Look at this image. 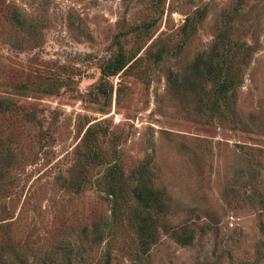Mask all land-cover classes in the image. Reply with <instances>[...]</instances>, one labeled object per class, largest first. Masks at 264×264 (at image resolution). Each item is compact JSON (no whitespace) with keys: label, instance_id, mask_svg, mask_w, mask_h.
Returning a JSON list of instances; mask_svg holds the SVG:
<instances>
[{"label":"rangeland","instance_id":"1","mask_svg":"<svg viewBox=\"0 0 264 264\" xmlns=\"http://www.w3.org/2000/svg\"><path fill=\"white\" fill-rule=\"evenodd\" d=\"M225 28L250 50L226 120L168 82ZM118 45L138 61L105 80L103 96L99 67ZM0 99L10 102L0 112V264L21 253L35 263L64 235L81 245L80 264H264V0H0ZM88 122L114 139L126 170L147 163L160 197L144 222L124 209L131 227L124 219L101 240L90 231L110 213L103 189L56 183L79 170ZM92 166L94 181L103 170Z\"/></svg>","mask_w":264,"mask_h":264},{"label":"trees","instance_id":"2","mask_svg":"<svg viewBox=\"0 0 264 264\" xmlns=\"http://www.w3.org/2000/svg\"><path fill=\"white\" fill-rule=\"evenodd\" d=\"M248 47L244 42L235 40L233 32L225 28L213 39L206 50L198 53L191 64V69L188 74L182 76L179 81L176 80L177 75L168 77L170 89L172 91H179L182 93L194 94V100L198 103L203 101L204 108L208 107L210 114L222 119L228 116L229 110V95L238 87L241 86V67L246 64L249 58ZM137 52L128 53L122 46L118 45L117 50L103 64L99 67L100 82L98 91L101 95H105L106 90L103 82L121 72H126L131 69L138 61L134 59ZM164 52L154 53L153 59L155 62H160ZM206 84V88L201 86ZM59 88V87H57ZM50 91V90H49ZM51 93V92H50ZM112 88L110 87V96ZM10 102L6 99H0V112L9 108ZM225 107V112H224ZM10 109H12L10 107ZM225 114V115H224ZM78 145L74 149L75 162L78 165L75 168L79 170H70L72 176L61 177L56 180V183L63 187V190L74 193L82 192L87 185L96 184L97 187L103 189L106 199L110 204V213L107 217H100L93 224L90 233L93 235L91 240L100 238L103 235H108L113 226L123 222L128 217L124 209L130 208L134 210L135 220L140 222L145 221L144 214L149 213L152 207H158L159 199L157 192L147 187L148 169L147 163L142 162L131 170H126L118 159L119 151L114 146V139H110L108 133L100 128L98 123H86L81 129ZM106 140L109 142L110 152L103 156L98 153L100 148V141ZM101 159V161H100ZM96 166L103 170V176L95 178L87 176V167L90 169ZM146 166V167H145ZM131 193V199H129ZM129 225V223H128ZM126 225V230L129 226ZM142 240V246L145 245L147 234H149L147 227L140 226L137 228ZM96 240V241H98ZM181 245L190 243V238H179ZM82 244V241H81ZM41 249V248H40ZM81 245L71 242V239L63 236L53 248L42 250L36 253L35 263L29 262L25 257V253H21V258H18L19 264H80L82 263V255H80Z\"/></svg>","mask_w":264,"mask_h":264}]
</instances>
